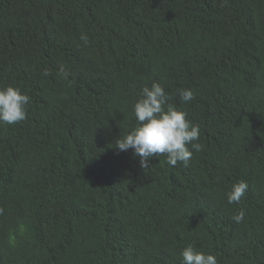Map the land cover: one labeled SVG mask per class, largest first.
<instances>
[{
	"label": "trees",
	"instance_id": "obj_1",
	"mask_svg": "<svg viewBox=\"0 0 264 264\" xmlns=\"http://www.w3.org/2000/svg\"><path fill=\"white\" fill-rule=\"evenodd\" d=\"M154 81L199 125L187 166L114 147ZM7 85L30 104L0 124V264H264V0H0Z\"/></svg>",
	"mask_w": 264,
	"mask_h": 264
},
{
	"label": "clouds",
	"instance_id": "obj_2",
	"mask_svg": "<svg viewBox=\"0 0 264 264\" xmlns=\"http://www.w3.org/2000/svg\"><path fill=\"white\" fill-rule=\"evenodd\" d=\"M81 40L85 45L88 43L85 34L81 35ZM42 74L49 75L47 69ZM178 95L183 103L193 100L190 88L178 89ZM170 99L160 83L154 81L150 87L144 86L133 105L136 126L116 141L114 147L122 152L131 149L133 155L140 158L142 168L150 165L151 158L162 155L170 166L174 167L178 163L187 166L193 152L203 149V145L198 142L199 125L187 119V113L170 103ZM29 104V95L20 88L13 85L0 86V124L14 125L25 120ZM248 188L249 184L245 180L234 183L227 194L228 203L239 204ZM244 219V210L233 216L236 223H242ZM180 256L183 264H218L214 254L198 251L192 244L186 245Z\"/></svg>",
	"mask_w": 264,
	"mask_h": 264
}]
</instances>
